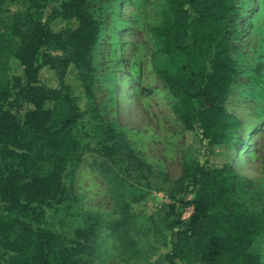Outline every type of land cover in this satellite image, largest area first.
<instances>
[{"label": "trees", "instance_id": "1", "mask_svg": "<svg viewBox=\"0 0 264 264\" xmlns=\"http://www.w3.org/2000/svg\"><path fill=\"white\" fill-rule=\"evenodd\" d=\"M165 2L168 13L150 32L167 61L155 72L176 98L173 112L184 132L185 160L174 181L132 152L117 157L107 143L114 130L93 109L94 93L81 72L101 30L89 1H21L9 74L0 81V264H87L93 225H72L69 212L83 136L132 181L165 192V264H264V207L256 213L243 204L251 182L227 158L241 141L240 122L224 106L236 72L231 51L240 6ZM84 123L97 136L81 133ZM140 199L135 194L131 203ZM187 207L192 212L182 218Z\"/></svg>", "mask_w": 264, "mask_h": 264}, {"label": "rangeland", "instance_id": "2", "mask_svg": "<svg viewBox=\"0 0 264 264\" xmlns=\"http://www.w3.org/2000/svg\"><path fill=\"white\" fill-rule=\"evenodd\" d=\"M21 1L6 0L0 15V81L9 74L8 53L17 43L11 31L13 23L21 24ZM88 1L101 30L81 72L94 93L93 109L114 130L107 143L117 157L132 152L153 173L174 181L185 160L184 132L173 112L176 98L155 72L167 61L158 50L160 40L150 32L168 5L165 0ZM236 2L241 9L240 33L231 51L236 72L224 106L240 122L241 141L227 158L251 182L241 201L259 213L264 207V0ZM78 130L92 137L98 133L89 123ZM111 159L83 136L69 212L74 213L72 225H93L85 242L87 264H165L161 254L169 231L160 219L169 201L165 192L132 181ZM135 194L141 199L131 203ZM260 246L264 253V243Z\"/></svg>", "mask_w": 264, "mask_h": 264}, {"label": "built area", "instance_id": "3", "mask_svg": "<svg viewBox=\"0 0 264 264\" xmlns=\"http://www.w3.org/2000/svg\"><path fill=\"white\" fill-rule=\"evenodd\" d=\"M192 212V208L191 207H187L186 209H185V213L187 214V215H185V216H189L190 215V213ZM186 217V218H187ZM182 218H184V214L182 215Z\"/></svg>", "mask_w": 264, "mask_h": 264}]
</instances>
